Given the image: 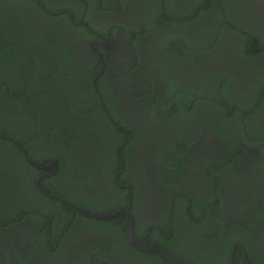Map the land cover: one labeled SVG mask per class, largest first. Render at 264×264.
<instances>
[{
	"label": "flooded vegetation",
	"instance_id": "af4514ba",
	"mask_svg": "<svg viewBox=\"0 0 264 264\" xmlns=\"http://www.w3.org/2000/svg\"><path fill=\"white\" fill-rule=\"evenodd\" d=\"M30 1L37 2L40 9L32 7L30 15L17 18L5 15L0 19L3 22L0 25L3 31L0 42L5 41L9 33L18 41L24 36L29 39V48L37 56L36 61H40L47 60L46 53H52L43 45L41 39L50 40L57 48L53 54L54 65L62 75L72 74V83L65 88L63 86L66 81H60L63 90L56 85L47 87L46 93L52 96L47 103H34L29 106V110L36 115L25 120L22 127L20 122L8 125L3 120L14 110V104H25L29 101L28 97L17 93H14L15 98L1 97L0 132H49L51 123L71 128L74 120L70 116L71 106L82 101V92L85 99L91 96L95 99L90 91L92 89L100 99L96 80H100L102 76L103 87L116 94V116L124 119V125L135 123L130 127L138 130L143 141L128 156L130 172L123 174L124 172L119 171L114 175L115 162L106 155L104 146L76 152L72 149L70 151L61 142L60 145L70 151L68 159L62 157L63 161L66 160L64 163L71 165L64 168L65 164H62L61 167L67 172L79 168L82 175L92 174V177H87V180L78 184L67 174L61 178L56 162L45 163L30 159L21 143L0 136L12 141L25 159L23 165L11 168L12 176H17L16 184L10 194L11 201L6 207H0V215L14 216L9 227H4V223L0 224V264H169L161 257L134 249L127 242L126 217L93 219L72 209L108 214L126 210L130 203L131 212L132 197L125 179L135 182L138 188L140 196L134 205L135 212L131 215L134 219V235L144 245L172 254L181 264H264V232L260 230L264 227V222L255 219L247 224L245 211L232 198L236 196L232 191L233 186H236L234 183L246 181L248 175L241 176L242 180H231L225 170L219 171L222 163L226 166V142L215 132H206L203 138L198 136L190 125L180 122L177 115L173 117L172 114L159 111L151 115L143 110V98L149 87L143 76L145 71H149V76L154 78L152 91L156 95H163L168 87L166 81H162L160 74L156 73V70L162 73L159 52L161 46H157L150 39L139 40L138 35V32L147 28L148 11L161 0ZM44 1L48 9L43 5ZM250 3L263 15V2L250 0ZM7 4L13 12H17L18 8L21 12H26L28 8L4 1L0 13L7 10L3 8ZM162 28L157 31L147 28V35H162L166 31H159ZM169 34L171 31L168 29ZM22 45L25 50V45ZM151 54L156 57L155 66ZM25 59L27 62V58ZM67 61L72 64L68 66ZM180 63V60H173L175 69H178ZM185 65L193 74L189 62H183L181 70ZM135 66L138 68L130 69ZM194 67L198 68L195 64ZM122 68L129 69L130 73L125 74L126 70ZM40 70L43 67L38 65L34 71L25 72L26 78H21L10 67L0 65V80L11 82L17 91L23 85L24 79H36ZM76 84L77 87L74 88ZM38 88L37 86L36 89ZM72 92L75 93L74 96ZM55 93L61 98L58 97L59 101L53 96ZM122 99L130 101L122 103ZM87 101L90 102V99ZM32 122H35V130L31 126ZM26 125H29L27 131L24 129ZM82 126L80 124L79 128ZM168 132L182 138L187 151H181L177 157H172L171 150L166 147L163 151L164 159L156 162L160 154L155 160L153 157L157 149L165 145ZM236 145L244 148L247 156L229 166V169L239 173L253 162H259L261 153L258 148L249 147L239 140ZM122 147L123 145L120 146ZM30 148L33 155L46 159L39 153L38 144ZM118 153L117 149L116 154ZM122 155H125L124 150ZM50 159L52 158L46 160ZM206 159H217L220 165L207 170L210 161ZM2 160L6 165L4 158ZM122 160L121 158L123 163ZM20 161L19 158L14 164ZM52 166L56 168L55 172L50 169ZM155 166H159L163 177L157 182L154 180ZM254 169L257 171L255 174L262 178L264 174L261 169ZM108 176L113 177L112 185L106 181ZM208 178L210 183L207 184ZM217 178L224 181V190L231 206L222 216L211 210L206 218L202 216L206 212L203 204L210 201V192L215 189ZM260 183L261 185L239 187L244 188L240 192L241 204H245L247 200L253 201L258 196L249 195V191L252 189L258 193L255 189L257 186L261 191L263 183ZM124 188L129 189L128 194L121 196L117 193L118 189ZM127 198L126 207L120 208L123 200ZM174 211L176 212L173 215ZM168 217H176L174 228L166 223ZM111 219L115 223L109 222ZM239 226L244 229L241 230ZM217 228L219 231L215 239ZM239 238L243 239L242 243ZM225 246L229 255L226 254Z\"/></svg>",
	"mask_w": 264,
	"mask_h": 264
},
{
	"label": "trees",
	"instance_id": "16d2710c",
	"mask_svg": "<svg viewBox=\"0 0 264 264\" xmlns=\"http://www.w3.org/2000/svg\"><path fill=\"white\" fill-rule=\"evenodd\" d=\"M4 1L11 2L12 5L21 4L23 7L25 5L28 8L26 12H21L19 8L17 12H13V9L8 8L9 4H7L3 7L7 10L0 13V19L4 18L5 15L15 18L25 14L30 15L32 7L37 10L40 9L37 2L30 0H0V8ZM260 1L264 4V0ZM44 4L48 9L45 1ZM262 11L263 15L251 5L250 0H161L148 11L147 28H154L157 31L158 28L163 27L159 31L164 29L166 31L162 35L157 33L156 36L147 35V28L138 32L139 40L150 39L157 46H161L159 52L162 73L158 70L156 73L160 74L161 80L166 81L168 86L163 95H156L152 91L154 78L149 76V71H145L143 76L146 78L149 87L143 98V110H147L151 115L156 114L157 111L168 113V115L172 114L173 117L177 115L179 121L185 125H190L198 133V136L202 137L206 132H215L226 142L228 146L226 166H223V163L220 165V162L216 161L217 159H206L210 161L207 170H212L220 165L219 167L222 169L219 171L225 170L231 176V180H242L241 176L248 175L246 181L234 183L238 187L233 186L232 190L236 195L232 198L238 202L239 207L247 215V224L255 219L264 222V175L261 178L259 174H255L257 171L254 169H261L262 174H264V6ZM2 24L3 22L0 20V25ZM168 29L171 31L169 35ZM2 33L0 27V35ZM1 40L2 37L0 36ZM41 40L44 42L43 45L52 53H46L47 60L40 61H36L37 56L29 48V39L24 36L21 41H18L13 37V34L9 33L6 40L0 42V65L10 67L17 72V75H21V78H26L24 77L25 72L34 71L38 65L43 67V70L38 71L39 74H37L36 79L30 81L24 79L23 85H20L17 91L11 82L0 80V98H15L14 93H17L18 95L24 94L29 100L25 104H14V110L4 117L5 124L11 125L20 122L22 127L25 120L36 115L32 110H29V106L34 103H47L52 96V94L46 93L47 87L56 85L58 89L62 88L63 90V87H69L72 83V74L68 73L64 76L54 65L53 54L57 48L50 40ZM22 44L25 45V50H23ZM151 55L152 60H155V55ZM25 58H27V62ZM55 59L57 60V58ZM173 60L182 62L178 69H175ZM183 62L185 64L189 62L193 74L190 73L187 65L181 70ZM70 64L72 63L70 62L68 66ZM194 64L198 68H195ZM155 65L156 60L153 66ZM137 68L135 66V68L130 69ZM122 69L126 70L125 74L130 73L129 69ZM102 80V76L100 80H96L98 82L96 90L99 91L100 99L97 98V93L92 89L90 91L94 94L95 99L93 96L85 99V94L82 92V101L71 106L70 116L75 120V122L72 120L71 128L59 127L51 123L49 132L34 131L16 134L0 132V136L21 143L30 159L33 158L45 163L56 162L60 168L58 175L62 178L64 174H67L70 179L76 180L78 184L87 180V177H92V174L82 175L78 171L79 168L69 172L64 169L71 165L70 163L65 164L66 160L63 161L62 157L68 159L71 149L81 152L94 146L95 148L104 146L106 155L115 162L113 175L119 171L124 172L123 174L127 171L130 172L131 165L128 156L137 149L136 145L141 144L140 141H143V137H139L137 129L130 127L134 126L135 123L129 122V126L124 125V119L116 116V94L112 90L109 92L104 88ZM60 81H66V84L62 87ZM37 86L38 89H36ZM76 87L77 84L74 88ZM72 95L74 96L75 93L72 92ZM53 96H55L56 101H59L58 94L55 93ZM89 99L90 102L87 101ZM80 124L85 127L79 128ZM31 126L35 130V122H32ZM28 127L29 125H26L24 129L27 131L29 130ZM8 139L5 140L0 137V207H6L7 203L11 201L10 194L16 184L17 176H12L11 168L15 169L20 164L23 165L25 160L16 146L12 144V141ZM165 140V145L158 148L155 157H153L155 160L160 154V157L156 158V162L164 159L163 151L166 147L171 150L172 157H177L181 151H187L182 138H177L168 132ZM238 140L249 147L258 148L261 158L258 163L253 162L246 170L243 168L239 173H235L229 169V166L247 156H245V149L236 145ZM61 142L65 143L70 151L62 147ZM35 144H38L40 148L39 153L46 159H52H41L33 155L30 147ZM122 145L123 147L120 148ZM117 149L119 150L118 154H116ZM123 150L125 155H122ZM3 158L6 165L2 160ZM19 158L21 161L14 164ZM62 164H65L64 168L61 167ZM155 168L154 180L157 182L163 177L159 166H155ZM75 177L77 178L75 179ZM106 181L112 185L113 177L108 176ZM260 182L263 183L261 191L258 186L255 188L258 193L252 189L249 191V195L258 194V196L253 201L247 200L245 204H241L240 192L244 188L239 187L261 185ZM125 183L130 187L131 213H133L135 212V202L140 195L135 182L125 179ZM206 183H210V180ZM215 185V189H211L210 192V201L203 204L206 212L202 216L206 218L211 210L213 213L222 216L231 206L230 199L224 190V181L217 178ZM128 192L129 189L124 188L123 190L118 189L117 193L124 196ZM225 198H227L226 202ZM127 203L128 198L123 200L120 208L126 207ZM13 218V215L9 217L0 215V224L4 223V227H9L14 220ZM168 218L166 223H170L174 228L175 223H177L176 217ZM112 221L115 223L114 219L109 220V222ZM239 228L244 229L243 226H239ZM0 230H2L1 226ZM260 230L264 232V227H261ZM218 231L217 228L215 239L218 236ZM221 233L224 232L221 230ZM238 240L243 242V239L239 238ZM226 249L227 246H225V251ZM228 253L229 251H226L227 255H229ZM158 260L163 262L161 259Z\"/></svg>",
	"mask_w": 264,
	"mask_h": 264
},
{
	"label": "water",
	"instance_id": "95a60500",
	"mask_svg": "<svg viewBox=\"0 0 264 264\" xmlns=\"http://www.w3.org/2000/svg\"><path fill=\"white\" fill-rule=\"evenodd\" d=\"M20 146V145H19ZM50 169H52L54 172L56 171V168L54 166H52ZM73 210L76 211H80L84 214H87L89 217L93 218V219H108V218H117L120 216H125L127 218V222H126V239L127 242L136 250L141 251L143 253H147V254H151V255H155L158 257L163 258L164 260H166L169 264H181L179 262V260L174 257L172 254L167 253L166 251L163 250H159V249H155L149 246H145L142 244V241L140 239H138L135 235H134V219L132 218L131 212H130V203L127 207L126 210L123 211H117V212H113V213H92V212H87L81 209H75L72 208Z\"/></svg>",
	"mask_w": 264,
	"mask_h": 264
},
{
	"label": "rangeland",
	"instance_id": "374dc122",
	"mask_svg": "<svg viewBox=\"0 0 264 264\" xmlns=\"http://www.w3.org/2000/svg\"><path fill=\"white\" fill-rule=\"evenodd\" d=\"M129 101H130V100H127V99H122V100H121L122 103H127V102H129Z\"/></svg>",
	"mask_w": 264,
	"mask_h": 264
},
{
	"label": "bare ground",
	"instance_id": "6f19581e",
	"mask_svg": "<svg viewBox=\"0 0 264 264\" xmlns=\"http://www.w3.org/2000/svg\"><path fill=\"white\" fill-rule=\"evenodd\" d=\"M120 217H123V216H120ZM125 217V216H124ZM143 244V243H142ZM144 245V244H143ZM146 246V245H145Z\"/></svg>",
	"mask_w": 264,
	"mask_h": 264
}]
</instances>
